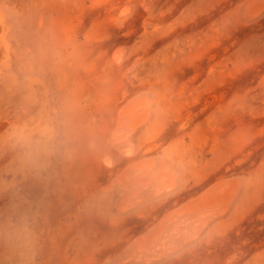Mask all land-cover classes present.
I'll list each match as a JSON object with an SVG mask.
<instances>
[{
  "label": "rangeland",
  "instance_id": "374dc122",
  "mask_svg": "<svg viewBox=\"0 0 264 264\" xmlns=\"http://www.w3.org/2000/svg\"><path fill=\"white\" fill-rule=\"evenodd\" d=\"M247 1L0 0V264H264V0Z\"/></svg>",
  "mask_w": 264,
  "mask_h": 264
},
{
  "label": "bare ground",
  "instance_id": "6f19581e",
  "mask_svg": "<svg viewBox=\"0 0 264 264\" xmlns=\"http://www.w3.org/2000/svg\"><path fill=\"white\" fill-rule=\"evenodd\" d=\"M249 1V0H248ZM247 1V4H249V6H250V3H252V1L253 0H251V1H249L248 2ZM260 1V0H259ZM154 3V2H153ZM246 4V3H245ZM255 4V3H254ZM143 5V4H142ZM248 6V5H247ZM248 6V7H249ZM253 6V5H252ZM146 7H147V5H146ZM149 8V7H148ZM128 9V8H127ZM150 9V8H149ZM246 9V8H245ZM248 9H250V8H248ZM252 9V8H251ZM250 9V10H251ZM244 10V9H243ZM249 10V11H250ZM124 11H126V10H124ZM260 9H257V10H251V12H250V14H249V17H248V15L246 16L247 17V19L248 18H253L254 19V17H256L257 18V16H259V13H260ZM262 12V11H261ZM263 16V15H262ZM242 17V16H241ZM246 19V18H245ZM246 19V20H247ZM252 19V20H253ZM243 21V20H242ZM249 21V20H248ZM116 53H118V51L116 52ZM116 60H119L120 59V56H119V54L118 55H116ZM261 82V81H260ZM263 82V81H262ZM262 86V85H261ZM134 100V99H133ZM135 100H137V99H135ZM146 100V99H145ZM129 102V101H128ZM139 103V102H138ZM132 104H134V103H132ZM142 104V103H141ZM145 104V103H144ZM139 104H136V105H131V104H127L126 106H125V104L123 105L124 107H122V109H121V111H120V113H119V125H122L123 127H125L124 129L126 130V133H131V132H133L134 130L136 131L137 130V127H138V125L140 124V122L142 121H140V119L138 120H134V118H136V117H134L133 118V115L135 114L136 115V113H135V109H136V107L138 106ZM149 108V107H148ZM138 117V116H137ZM145 118V117H144ZM148 121V120H147ZM150 122V121H149ZM143 124H145V123H143ZM143 124H140V126H142ZM121 126V127H122ZM139 126V127H140ZM123 129V128H122ZM123 129V130H124ZM120 130V129H119ZM117 131V130H116ZM121 135V134H120ZM125 135V134H124ZM135 135V134H134ZM126 138V137H125ZM109 161V160H108ZM144 161H146V160H144ZM142 162V163H145V162ZM139 162V161H138ZM147 163V162H146ZM159 164V163H158ZM160 164H161V162H160ZM136 165H138V166H136L135 168H136V170H135V173H134V176H132V178H131V181H132V183H133V185H134V183L135 182H139L140 183V181L142 182V181H144V180H147L148 179V177L150 176V173H149V171L146 169V166H147V164L146 165H140L139 163L138 164H136ZM152 165V164H151ZM163 166V165H162ZM164 167V166H163ZM162 167V168H163ZM133 168V167H132ZM157 168H159V166L157 167ZM156 168V169H157ZM162 168L159 170L158 169V171H157V173H155V175H157V176H160V175H162L163 173H164V171L162 170ZM125 169V168H124ZM134 169V168H133ZM128 171H129V169H128ZM132 171V170H131ZM125 173V175L123 174V175H121V176H125L126 177V172H124ZM133 174V173H132ZM130 175V174H129ZM152 177H154V176H152ZM123 178V177H122ZM122 178H119L118 179V181L119 182H121L122 181ZM158 178V177H157ZM236 179V178H235ZM124 180V179H123ZM128 180V179H127ZM149 180V179H148ZM115 181H117V180H115ZM126 181V180H125ZM130 181V180H129ZM226 181V180H225ZM224 182V181H223ZM228 182V181H227ZM130 183V182H129ZM126 184V183H125ZM136 184V183H135ZM225 184V183H224ZM124 185V184H123ZM128 184H126V186H127ZM130 185V184H129ZM128 185V186H129ZM217 185H218V183L215 185L216 187L215 188H213V189H210V190H208V191H206L205 193H203L202 195H200L199 196V198L197 199V200H195V202L197 203V201H200V203H199V206H203V210H205V212L207 213V214H214V215H217V214H222L223 213V211H224V208H218L217 209V207H218V205H216L220 200L218 199L219 198V196L217 197V195L215 194V192H216V190H218L217 189ZM220 185H222V184H220ZM226 185V184H225ZM125 186V185H124ZM125 186V187H126ZM131 186V185H130ZM114 187H116V186H114ZM134 187V186H133ZM176 187V186H175ZM117 188V187H116ZM131 188H132V186H131ZM141 188V187H140ZM154 188V187H153ZM167 188H169V186L168 187H166V189L165 190H167ZM124 190V189H123ZM129 190V189H128ZM132 190V189H131ZM146 190V189H145ZM154 190V189H153ZM175 190V189H174ZM219 190H220V188H219ZM125 191V190H124ZM134 191V190H133ZM168 191V190H167ZM239 191V190H238ZM121 192H122V190H121ZM131 192V191H130ZM166 193V192H165ZM164 193V194H165ZM168 193V192H167ZM166 193V194H167ZM218 194H220L219 192H217ZM130 194V193H129ZM169 194V193H168ZM171 194V193H170ZM131 195V194H130ZM165 196V195H164ZM156 197V196H155ZM151 198V197H150ZM153 199H155L154 197H153ZM156 199H157V197H156ZM151 200V199H150ZM192 200V199H191ZM194 201V200H193ZM192 201V202H193ZM190 202L191 201H189V204H190ZM233 202V201H232ZM188 203V202H187ZM186 203V204H187ZM235 203V202H234ZM189 204L187 205V208H188V206H189ZM198 204V203H197ZM226 204V203H225ZM137 205V204H136ZM192 205H194V203L192 204ZM191 205V206H192ZM186 207V206H185ZM191 207H189L188 209H190ZM202 209V208H201ZM121 210V209H120ZM199 210V209H198ZM194 211H195V209H194ZM204 212V211H203ZM225 212V211H224ZM227 213V212H226ZM170 214V213H169ZM172 214V213H171ZM170 214V215H171ZM205 214V213H204ZM206 214V215H207ZM166 216V215H165ZM209 216V215H208ZM213 216V215H212ZM163 218V217H162ZM199 218V217H198ZM160 220V219H159ZM166 220V219H165ZM165 220H163V221H165ZM201 224V223H200ZM156 227V228H155ZM155 231L157 230V226L155 225ZM153 228V229H154ZM198 228V227H197ZM154 231V230H153ZM204 231V230H203ZM159 232V231H158ZM151 233V232H150ZM146 234V233H145ZM152 234V233H151ZM146 236V235H145ZM145 236L143 237V238H145ZM148 236V235H147ZM193 236V235H192ZM142 237V236H141ZM140 236H139V238H141ZM138 240H143V239H138ZM138 240H137V242H138ZM150 240V239H149ZM136 241V240H135ZM152 241V240H151ZM134 242V241H133ZM137 242H134V243H137ZM140 242V241H139ZM149 242V241H148ZM134 243H132L133 245H135ZM151 243V242H150ZM162 243V242H161ZM138 244V243H137ZM190 244V243H189ZM136 246H138V245H136ZM139 247V246H138ZM140 249H141V247H140ZM144 249V248H143ZM128 250V249H127ZM134 250H136V249H134ZM137 251V250H136ZM140 251V250H139ZM129 252V251H128ZM164 256V255H163ZM138 257V256H137ZM162 259V258H161ZM153 261V260H152ZM156 263V262H155Z\"/></svg>",
  "mask_w": 264,
  "mask_h": 264
}]
</instances>
